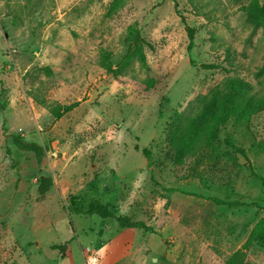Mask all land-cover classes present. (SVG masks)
<instances>
[{
	"label": "rangeland",
	"instance_id": "rangeland-1",
	"mask_svg": "<svg viewBox=\"0 0 264 264\" xmlns=\"http://www.w3.org/2000/svg\"><path fill=\"white\" fill-rule=\"evenodd\" d=\"M250 1L0 0V264H227L238 249L264 264V243L242 248L264 214V111L231 118L180 168L168 138L225 76L264 89ZM53 101L79 104L54 119ZM11 135L45 146L41 160ZM41 176L53 180L44 195ZM93 197L154 232L68 211Z\"/></svg>",
	"mask_w": 264,
	"mask_h": 264
},
{
	"label": "trees",
	"instance_id": "trees-1",
	"mask_svg": "<svg viewBox=\"0 0 264 264\" xmlns=\"http://www.w3.org/2000/svg\"><path fill=\"white\" fill-rule=\"evenodd\" d=\"M247 17L255 24L264 26V0H251L246 6ZM181 20L184 21L182 16ZM188 37L187 49L193 46L194 29L186 26ZM131 56H135L140 64L147 67L145 55L142 52L141 44L134 42L130 51ZM99 65L114 77L118 76L116 70L106 51H102L99 58ZM257 75H264V64L256 72ZM123 82V80H119ZM152 92H143L142 95L148 96ZM79 104V101H73L67 104L59 102H49L44 105L54 119H59L64 113L71 111ZM200 107L195 114L187 117L183 123H180L177 117L170 123L168 132L169 144L173 151L174 162L177 167H181L188 157H191L198 151L210 149L215 140H217L221 126L231 118L238 122H249L250 118L261 111H264V89L257 91L254 86L236 75H228L212 86L209 91L200 96ZM13 144L20 150L31 151L36 160L40 161L45 153V146H41L35 141H28L21 135H11ZM226 144L240 154H244L243 149L237 147L233 142L226 138ZM264 145V142H263ZM264 149V148H263ZM143 155L149 161V150L143 148ZM51 176H41L37 180V192L44 195L52 186ZM217 203H224L221 200L213 198ZM237 202H229V204ZM67 209L75 214H96L102 219L113 218L116 224L121 228L141 229L143 231L154 232L151 225L139 219H132L128 215L117 214L106 204L102 203L97 197L90 199L85 205H69ZM254 242L264 243V214L253 224L242 248H248ZM52 248H59L61 251L64 245H52ZM245 252L242 249L236 250L228 259L227 264H242Z\"/></svg>",
	"mask_w": 264,
	"mask_h": 264
}]
</instances>
